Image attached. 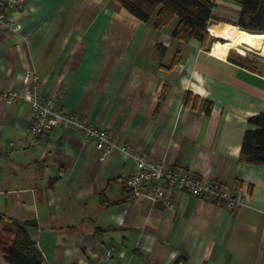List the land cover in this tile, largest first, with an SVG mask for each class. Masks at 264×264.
<instances>
[{
  "label": "crops",
  "instance_id": "crops-1",
  "mask_svg": "<svg viewBox=\"0 0 264 264\" xmlns=\"http://www.w3.org/2000/svg\"><path fill=\"white\" fill-rule=\"evenodd\" d=\"M239 11L215 0L205 45L174 38L176 17L155 29L154 17L141 21L114 0H25L11 13L21 27L0 25V211L36 220L26 229L42 264L108 248L105 264H264V164L239 160L248 118L264 113V32L234 26ZM233 47L259 51L239 65ZM26 70L43 94L61 91V111L111 131L126 150L99 159L63 124L49 140L33 137L30 105L2 96ZM136 152L245 191L249 205L232 211L173 190L171 209L131 195L123 181ZM0 264H9L1 251Z\"/></svg>",
  "mask_w": 264,
  "mask_h": 264
},
{
  "label": "built area",
  "instance_id": "built-area-1",
  "mask_svg": "<svg viewBox=\"0 0 264 264\" xmlns=\"http://www.w3.org/2000/svg\"><path fill=\"white\" fill-rule=\"evenodd\" d=\"M25 0H0V25L12 31L21 25L11 13L24 7ZM6 102L20 99L30 105L31 121L29 132L41 141L51 138L54 126H73L82 131L84 140L94 145L99 159L106 158L118 148L126 150L123 143H117L113 133L96 125L78 112H63L58 107L61 91L57 88L47 94L41 91V80L33 70H26L21 84L2 94ZM135 169L124 178L123 185L131 195H146L153 202L175 208L171 195L173 190H184L213 203L222 204L234 211L249 205V194L229 190L216 179L204 180L187 169L174 168L164 160H152L140 153H131ZM113 249L108 248L90 258L78 260L75 264H105L113 257Z\"/></svg>",
  "mask_w": 264,
  "mask_h": 264
},
{
  "label": "trees",
  "instance_id": "trees-1",
  "mask_svg": "<svg viewBox=\"0 0 264 264\" xmlns=\"http://www.w3.org/2000/svg\"><path fill=\"white\" fill-rule=\"evenodd\" d=\"M131 15L141 21L154 17L152 26L160 29L173 18L178 22L172 36L180 41L196 38L205 45L209 39L208 21L213 17L215 0H114ZM240 3V11L234 26L253 33L264 32V0H234ZM233 49L240 51H233ZM228 59L239 65H249L246 54L259 50L248 47H233L228 50ZM244 55H240V54ZM226 55V56H227ZM246 55V56H245ZM208 110V109H207ZM240 146L239 160L246 163L264 164V113L248 118ZM26 225L37 226L34 219L19 222L6 212L0 211V251L9 264H42L43 257L37 243L29 235ZM101 228L94 230L100 234Z\"/></svg>",
  "mask_w": 264,
  "mask_h": 264
},
{
  "label": "rangeland",
  "instance_id": "rangeland-1",
  "mask_svg": "<svg viewBox=\"0 0 264 264\" xmlns=\"http://www.w3.org/2000/svg\"><path fill=\"white\" fill-rule=\"evenodd\" d=\"M220 10V8H219V6H217V5H215V8H214V11H215V14H220L221 12L219 11ZM212 39H213V36H212ZM214 40V39H213ZM212 41V40H211ZM210 41V42H211ZM212 43V42H211ZM234 51V50H233ZM236 52V51H235ZM248 56H255V55H253V54H249ZM261 56H264V53L261 55Z\"/></svg>",
  "mask_w": 264,
  "mask_h": 264
},
{
  "label": "bare ground",
  "instance_id": "bare-ground-1",
  "mask_svg": "<svg viewBox=\"0 0 264 264\" xmlns=\"http://www.w3.org/2000/svg\"><path fill=\"white\" fill-rule=\"evenodd\" d=\"M211 49V48H210ZM233 50H235V49H233ZM211 51V50H210ZM244 51V50H243ZM240 52V51H239Z\"/></svg>",
  "mask_w": 264,
  "mask_h": 264
},
{
  "label": "clouds",
  "instance_id": "clouds-1",
  "mask_svg": "<svg viewBox=\"0 0 264 264\" xmlns=\"http://www.w3.org/2000/svg\"><path fill=\"white\" fill-rule=\"evenodd\" d=\"M235 51V50H234ZM238 53V52H237Z\"/></svg>",
  "mask_w": 264,
  "mask_h": 264
},
{
  "label": "water",
  "instance_id": "water-1",
  "mask_svg": "<svg viewBox=\"0 0 264 264\" xmlns=\"http://www.w3.org/2000/svg\"><path fill=\"white\" fill-rule=\"evenodd\" d=\"M240 54V53H239Z\"/></svg>",
  "mask_w": 264,
  "mask_h": 264
}]
</instances>
